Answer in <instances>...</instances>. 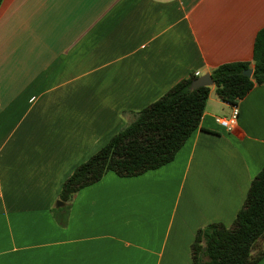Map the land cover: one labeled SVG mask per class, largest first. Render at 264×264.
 I'll return each instance as SVG.
<instances>
[{
	"label": "crops",
	"instance_id": "crops-1",
	"mask_svg": "<svg viewBox=\"0 0 264 264\" xmlns=\"http://www.w3.org/2000/svg\"><path fill=\"white\" fill-rule=\"evenodd\" d=\"M264 0H4L0 264H192L198 230L231 226L264 169V85L231 106L210 87L175 159L108 173L55 221L65 180L192 74L251 63ZM258 264H264V259Z\"/></svg>",
	"mask_w": 264,
	"mask_h": 264
},
{
	"label": "trees",
	"instance_id": "trees-1",
	"mask_svg": "<svg viewBox=\"0 0 264 264\" xmlns=\"http://www.w3.org/2000/svg\"><path fill=\"white\" fill-rule=\"evenodd\" d=\"M4 0H0V7ZM251 63L224 64L213 70L216 95L236 105L255 86L264 85V28L258 33ZM195 74L181 81L162 98L135 113L134 120L117 133L88 161L79 165L63 183L53 211L66 228L76 195L108 173L121 178L138 177L171 163L193 133L200 128L210 87L191 91ZM192 264H258L264 259V169L251 183L246 201L229 227L214 223L198 230L191 246Z\"/></svg>",
	"mask_w": 264,
	"mask_h": 264
},
{
	"label": "built area",
	"instance_id": "built-area-1",
	"mask_svg": "<svg viewBox=\"0 0 264 264\" xmlns=\"http://www.w3.org/2000/svg\"><path fill=\"white\" fill-rule=\"evenodd\" d=\"M195 77L199 78L200 74L195 73ZM231 106L232 113L227 118H217L216 122L219 126H221L223 129H225L228 132H231L235 130V128L238 125V119H239V107L238 103L236 105L227 103Z\"/></svg>",
	"mask_w": 264,
	"mask_h": 264
},
{
	"label": "water",
	"instance_id": "water-1",
	"mask_svg": "<svg viewBox=\"0 0 264 264\" xmlns=\"http://www.w3.org/2000/svg\"><path fill=\"white\" fill-rule=\"evenodd\" d=\"M253 68L247 70L245 72V75L248 76V77H252L253 75ZM214 84L213 82V78L211 76V74H205L204 76H201L199 78H197L191 85V91H195L199 88H202V87H212ZM62 205L61 202L58 203V206L60 207Z\"/></svg>",
	"mask_w": 264,
	"mask_h": 264
}]
</instances>
